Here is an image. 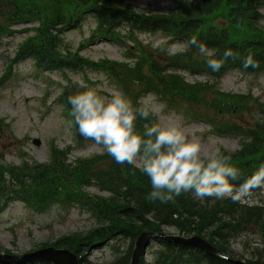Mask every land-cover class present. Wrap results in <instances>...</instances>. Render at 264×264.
Here are the masks:
<instances>
[{
	"label": "trees",
	"instance_id": "16d2710c",
	"mask_svg": "<svg viewBox=\"0 0 264 264\" xmlns=\"http://www.w3.org/2000/svg\"><path fill=\"white\" fill-rule=\"evenodd\" d=\"M263 8L264 0H178L168 14H156L127 0H0V41L13 37L16 26L33 25L25 29L28 36L19 45L13 63L30 59L42 72L102 73L134 107L140 106L143 97L154 95L167 108L186 110L192 120L209 124L217 135L239 139L237 151L220 149L231 156L232 166L239 171V180L233 182L238 186L264 163V104L250 94L224 92L219 83L230 71L264 74ZM90 18L96 25L87 45L106 42L120 46L128 61L95 62L80 54L84 45L77 50L69 48L65 35ZM143 33H160L167 41L153 48L139 39ZM192 37L216 50L212 58L223 62L218 72L207 67L209 57L189 43ZM173 43L185 45V50L173 52ZM226 49H231L234 57L224 60ZM247 56L259 66L244 68ZM184 73L206 81L190 83ZM79 91L84 89L68 80L60 100L82 144L85 138L79 134L68 103V97ZM244 114L251 115V121H238ZM149 122L157 123V117L150 115L147 121L138 117L137 132L142 133ZM69 156V149L51 145L47 163L26 159L20 165L0 163V214L15 201L37 213L56 205L88 212L95 228L50 245L72 250L81 264H93L85 253L120 235L129 238L131 246L111 264H130L133 244L142 231L161 233L170 227L180 235H201L233 260L239 258L230 253L232 240L250 233L258 235L264 247V204L251 206L230 198L200 201L192 193L169 203L153 202L148 199L151 182L138 167L117 164L106 150L88 158L70 160ZM89 187L108 196L92 195L87 192ZM157 243L153 260L147 263L143 257L140 264H231L197 248L162 240ZM254 256L246 262L264 264V248H254Z\"/></svg>",
	"mask_w": 264,
	"mask_h": 264
},
{
	"label": "rangeland",
	"instance_id": "374dc122",
	"mask_svg": "<svg viewBox=\"0 0 264 264\" xmlns=\"http://www.w3.org/2000/svg\"><path fill=\"white\" fill-rule=\"evenodd\" d=\"M127 2L156 14H168L178 5V0H127ZM261 13L263 16L261 26L264 27V8ZM95 25V20L90 18L80 29L68 32L65 41L69 48L77 50L84 45L80 54L95 62L102 59L128 61L124 56L125 50L120 46L106 42L87 45ZM31 26L33 25L16 26L14 28L17 33L13 37L0 41V163L20 165L24 159L47 163L50 160L51 145L63 150L69 149L70 160L101 154L104 151L103 146L96 145L92 140L85 139L82 144L78 143L77 135L64 110V104L60 101L62 86H67L68 80L78 85L79 81L83 80L90 88L106 98L122 92L102 73L42 72L30 59L20 61L13 66L18 47L28 36L24 31ZM139 39L153 48L167 41L160 33L153 35L143 33ZM170 49L173 52H182L185 50V45L173 43ZM184 76L190 83L206 81L205 77L191 76L187 73H184ZM219 87L224 92L250 94L264 104V74L246 75L231 71L220 80ZM141 103L150 106L159 123L177 124L186 135L199 137L203 152L211 153L217 149L235 152L239 149V139L217 136L210 125L192 120L186 110L169 109L164 102L153 95L143 97ZM239 117L242 119L238 121L242 123L251 121L252 118L249 114ZM35 140L41 142L40 146L35 145ZM87 192L92 195L108 196V193H103L96 187L87 188ZM240 202L251 206L264 204V188L252 191ZM95 227V220L90 214L77 207L63 209L56 205L39 214L30 210L24 203L12 202L0 214V254L23 256L45 248L68 249L50 245L59 243L58 241L64 237L87 234ZM165 232L180 235L173 227L165 228ZM43 245L48 246L41 248ZM130 246V239L120 235L114 241L94 247L85 253V257L93 264H111L118 257L124 256ZM134 246L135 243L132 249ZM229 246L230 253L243 261L255 259L254 248L260 250L264 248L260 237L250 233L232 240ZM158 248L159 246L152 242L146 249L142 257H145L147 263L153 260V252Z\"/></svg>",
	"mask_w": 264,
	"mask_h": 264
},
{
	"label": "clouds",
	"instance_id": "9594fccd",
	"mask_svg": "<svg viewBox=\"0 0 264 264\" xmlns=\"http://www.w3.org/2000/svg\"><path fill=\"white\" fill-rule=\"evenodd\" d=\"M189 43L209 57L207 67L218 72L223 62L215 58L216 50L208 48L195 37ZM231 49L224 51V60L234 57ZM251 56L243 60V67H258ZM79 91L68 97L70 115L79 134L96 145L103 146L117 164L139 166L149 178L150 201L169 203L182 194L192 193L193 198L222 200L230 198L234 203L248 197L253 190L264 188V163L238 186L237 168L232 166L231 156L219 149L203 152L199 137L188 136L177 124L163 125L146 123L143 132L138 133L136 120H148L155 113L149 105L141 103L134 107L132 101L122 93L106 98L79 81Z\"/></svg>",
	"mask_w": 264,
	"mask_h": 264
},
{
	"label": "water",
	"instance_id": "95a60500",
	"mask_svg": "<svg viewBox=\"0 0 264 264\" xmlns=\"http://www.w3.org/2000/svg\"><path fill=\"white\" fill-rule=\"evenodd\" d=\"M35 143L38 146L41 144L38 140H36ZM153 240H164L169 243L198 248L211 257L228 260L231 264H248L244 261L227 258L206 238L200 235L184 237L178 235H168L166 233H156L153 231H143L140 233L135 243L130 264H140V260L144 251L147 249V247ZM0 261H9L15 263L30 262L33 264L39 262H47L52 264H80L79 257L76 253L70 251L69 249L54 248L41 249L21 257L0 254Z\"/></svg>",
	"mask_w": 264,
	"mask_h": 264
}]
</instances>
